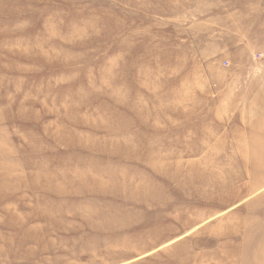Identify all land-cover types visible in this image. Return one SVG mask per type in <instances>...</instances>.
I'll return each instance as SVG.
<instances>
[{"label":"rangeland","instance_id":"374dc122","mask_svg":"<svg viewBox=\"0 0 264 264\" xmlns=\"http://www.w3.org/2000/svg\"><path fill=\"white\" fill-rule=\"evenodd\" d=\"M0 264H264V0H0Z\"/></svg>","mask_w":264,"mask_h":264}]
</instances>
